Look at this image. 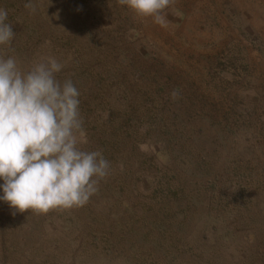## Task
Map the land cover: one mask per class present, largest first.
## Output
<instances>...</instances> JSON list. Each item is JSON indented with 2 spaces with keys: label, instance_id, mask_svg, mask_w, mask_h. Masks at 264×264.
<instances>
[{
  "label": "rangeland",
  "instance_id": "1",
  "mask_svg": "<svg viewBox=\"0 0 264 264\" xmlns=\"http://www.w3.org/2000/svg\"><path fill=\"white\" fill-rule=\"evenodd\" d=\"M0 9V55L61 63L110 164L83 206L0 201V264H264V0H174L166 27L118 0Z\"/></svg>",
  "mask_w": 264,
  "mask_h": 264
},
{
  "label": "clouds",
  "instance_id": "2",
  "mask_svg": "<svg viewBox=\"0 0 264 264\" xmlns=\"http://www.w3.org/2000/svg\"><path fill=\"white\" fill-rule=\"evenodd\" d=\"M118 2L166 27L164 10L174 0ZM24 7L36 11L31 2ZM7 17L0 9V46L14 51L16 33ZM62 67L48 57L24 71L15 57L0 55V201L18 212L83 206L108 175L110 164L100 151L78 147L80 92L71 79H57Z\"/></svg>",
  "mask_w": 264,
  "mask_h": 264
}]
</instances>
